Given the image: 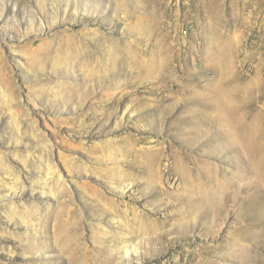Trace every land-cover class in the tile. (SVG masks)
Masks as SVG:
<instances>
[{"label":"rangeland","instance_id":"obj_1","mask_svg":"<svg viewBox=\"0 0 264 264\" xmlns=\"http://www.w3.org/2000/svg\"><path fill=\"white\" fill-rule=\"evenodd\" d=\"M208 260L264 264V0H0V264Z\"/></svg>","mask_w":264,"mask_h":264},{"label":"bare ground","instance_id":"obj_2","mask_svg":"<svg viewBox=\"0 0 264 264\" xmlns=\"http://www.w3.org/2000/svg\"><path fill=\"white\" fill-rule=\"evenodd\" d=\"M142 71H144V72H146V73H149L150 72V68H147V67H144L143 69H142ZM251 92V91H250ZM253 93V92H252ZM251 93V94H252ZM231 137L233 136V134H234V130L232 129V128H230L229 130H228V132H227ZM212 194V193H211ZM210 198V197H209ZM219 200H220V198H219ZM213 203V202H212ZM212 206V205H211ZM211 208V207H210ZM213 208V207H212ZM212 212V211H211ZM248 212H252V209L251 208H249L248 209ZM258 213V212H257ZM252 214H255V212L253 213L252 212ZM217 215V214H216ZM215 215V216H216ZM262 223H263V221H262ZM205 226V225H204ZM128 249L126 250H124V255L125 256H127L128 255ZM196 257V256H195ZM195 257H193L192 259L195 261ZM197 258V257H196ZM189 260V259H188ZM191 260V259H190ZM192 261V260H191ZM188 262V261H187ZM205 263L206 264H215V262L214 261H205Z\"/></svg>","mask_w":264,"mask_h":264}]
</instances>
